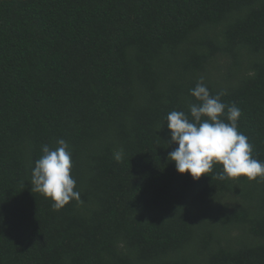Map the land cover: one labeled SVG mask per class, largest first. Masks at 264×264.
Instances as JSON below:
<instances>
[{"label": "trees", "instance_id": "obj_1", "mask_svg": "<svg viewBox=\"0 0 264 264\" xmlns=\"http://www.w3.org/2000/svg\"><path fill=\"white\" fill-rule=\"evenodd\" d=\"M0 264H264V0H0Z\"/></svg>", "mask_w": 264, "mask_h": 264}]
</instances>
